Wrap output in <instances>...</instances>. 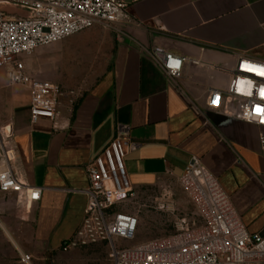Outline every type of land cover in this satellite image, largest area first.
<instances>
[{
    "label": "crops",
    "instance_id": "0c3cea01",
    "mask_svg": "<svg viewBox=\"0 0 264 264\" xmlns=\"http://www.w3.org/2000/svg\"><path fill=\"white\" fill-rule=\"evenodd\" d=\"M123 1L138 25H96L25 58L63 92L58 129L45 119L32 124L29 91L1 76L0 127H11L14 171L41 195L21 207L14 194L0 195V237L29 241L18 252L37 264H108L104 243L60 246L84 216V167L118 126L138 145L124 158L134 191L178 181L197 157L247 232L264 236V128L206 109L209 90L227 87L239 56L264 61V0ZM154 48L185 58L178 79L151 60Z\"/></svg>",
    "mask_w": 264,
    "mask_h": 264
},
{
    "label": "built area",
    "instance_id": "2783aa9c",
    "mask_svg": "<svg viewBox=\"0 0 264 264\" xmlns=\"http://www.w3.org/2000/svg\"><path fill=\"white\" fill-rule=\"evenodd\" d=\"M96 25L117 29L138 24L123 0H0V68L8 86L29 91L32 124L45 119L59 128L55 120L63 92L59 85L33 74L25 58ZM149 57L167 77H180L185 58L161 48H154ZM206 109L264 128V61L239 56L227 87L209 90ZM136 147L129 141V127L118 126L113 140L84 167L88 179L84 216L74 235L62 242V252L104 243L108 264L264 263V236L247 232L229 197L197 157L190 158L178 181L200 223L182 219L177 232L168 237L129 247L116 245L133 241L139 226L136 216L118 209L134 195L124 158ZM14 165L11 127L1 126L0 195L14 194L19 205L38 202L41 189L21 181ZM19 260L28 264L30 257L20 255Z\"/></svg>",
    "mask_w": 264,
    "mask_h": 264
},
{
    "label": "rangeland",
    "instance_id": "374dc122",
    "mask_svg": "<svg viewBox=\"0 0 264 264\" xmlns=\"http://www.w3.org/2000/svg\"><path fill=\"white\" fill-rule=\"evenodd\" d=\"M33 70L35 74L38 71L36 66H33ZM3 72L0 68V80ZM133 194L130 200L118 207L119 210L136 216L139 221L135 239L125 242L127 246L173 235L182 219L189 224L200 223L189 197L177 180L164 179L157 185L134 191ZM17 243L26 245L29 241L13 242L0 237V264H23L19 260ZM28 264H37V260L31 259Z\"/></svg>",
    "mask_w": 264,
    "mask_h": 264
}]
</instances>
